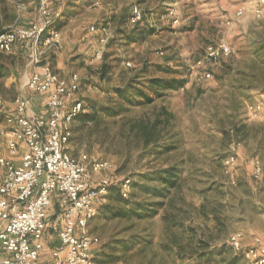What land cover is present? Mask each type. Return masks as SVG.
<instances>
[{
  "label": "rangeland",
  "instance_id": "rangeland-1",
  "mask_svg": "<svg viewBox=\"0 0 264 264\" xmlns=\"http://www.w3.org/2000/svg\"><path fill=\"white\" fill-rule=\"evenodd\" d=\"M95 1L51 0L62 14L49 32L58 42L40 45L38 59L63 79L80 76L79 91L66 107L76 100L87 111L108 106L115 87L135 75L153 98L123 102L124 111L97 125L72 122L68 151L113 165L95 174L96 181L132 179V196L119 204L127 214L112 217L98 210L89 221V232L99 238L96 264H248L229 238L239 234L248 250L264 236V0ZM36 2L0 0L14 16L7 24L38 22ZM170 2L177 6L179 24L167 15ZM134 6L142 10L137 23L131 21ZM103 28L109 43L104 59L93 62ZM133 31L137 38L144 32L143 38L131 39ZM221 42L231 52L208 59L207 46ZM31 46L5 52L16 63L4 77L0 115L13 113L20 95L45 103L44 95L28 92L24 84ZM105 63L110 70L102 80ZM151 78L182 85L151 88ZM257 104L260 111L251 108ZM4 142L0 138V155ZM171 168L174 185L161 197L155 192L161 186L157 172ZM48 211L54 218L56 205Z\"/></svg>",
  "mask_w": 264,
  "mask_h": 264
},
{
  "label": "built area",
  "instance_id": "built-area-1",
  "mask_svg": "<svg viewBox=\"0 0 264 264\" xmlns=\"http://www.w3.org/2000/svg\"><path fill=\"white\" fill-rule=\"evenodd\" d=\"M98 3L96 0L94 5ZM36 10L38 22L26 27L12 24L0 33V50L3 52H12L18 42L32 44L27 65L37 69L31 72L25 87L30 93L44 95L49 111L45 117L34 113L30 110L29 99L20 95L15 98L14 112L5 114L0 120V137L4 138L8 151V156L0 155L3 169L0 246L5 251L0 256V264H96L93 250L99 244V238L89 232V221L107 201L110 186L119 185L123 198H130L132 179L114 180L102 176L96 181L95 174L108 171L113 165L86 152L75 156L68 151L72 122L82 112L83 101L76 100L68 108L66 102L78 93L80 76L73 73L69 79H63L48 63L38 59L40 45L58 42V35L49 32L62 14L52 8L51 0H37ZM166 10L172 23L179 24L177 6L170 2ZM141 19L142 10L134 6L131 21L137 23ZM96 30L97 27H91V31ZM108 39L106 28H103L91 57L93 62L104 59ZM230 52L225 42L205 49L206 57L213 61ZM127 66L131 63L127 62ZM251 108L260 111L262 105ZM18 156L19 163L14 161ZM256 170L260 171L258 165ZM53 204L56 205L57 220L49 225L48 210ZM49 230L57 234L60 246L53 251L51 261L43 263L40 261L45 247L43 236ZM229 239L232 249L242 252L248 264H264V236L248 250H243L239 234L231 235Z\"/></svg>",
  "mask_w": 264,
  "mask_h": 264
},
{
  "label": "trees",
  "instance_id": "trees-1",
  "mask_svg": "<svg viewBox=\"0 0 264 264\" xmlns=\"http://www.w3.org/2000/svg\"><path fill=\"white\" fill-rule=\"evenodd\" d=\"M3 2V0H1ZM14 16L12 17V19ZM12 19L8 15L7 8L4 4L0 7V33L6 29V27L11 26V24H7L8 21H12ZM59 21V20H58ZM57 22V21H56ZM55 22V23H56ZM55 23L52 25L55 27ZM48 31V30H47ZM142 34L144 32H141ZM140 33L139 38H137L135 31L130 33V37L133 40H141L143 35ZM20 47H26L27 43H16ZM15 45V47H16ZM14 55L5 54V52L0 50V99L2 97L3 92L5 91L4 85V77L13 69L16 61L14 59ZM43 63V62H42ZM44 64H46L44 62ZM110 70V64L105 63L102 65L101 70L99 72L100 78L105 80L107 78V74ZM139 75L131 76V78L125 83L123 86L115 87L114 96L109 98V105H101V106H90V111H87L86 105L83 103V110L79 113L75 119L82 123H91L94 125L99 124L102 120L107 119L109 117L114 116L115 114H119L120 112L124 111L123 102H128L132 104L136 99H140V101L149 103L153 100L150 93L145 92L142 89L139 81ZM147 84L151 88H168V89H177L179 86L182 85V81L171 79V80H161L159 78H151L148 80ZM3 112V111H2ZM4 114L1 113L0 120H2ZM175 169H167L166 171H159L157 172L160 174L159 182L161 184L158 190H155L157 194L161 197H165L168 194L169 187L174 185V177H175ZM108 198L105 203H102L99 209V214H110L112 217H118L119 215L127 214L126 209L119 207V204L124 200L122 193L120 192L119 185H112L109 187L108 190ZM132 196V193H131ZM130 196V197H131ZM135 213L139 215L141 212H137V208L134 209ZM129 212V211H128ZM142 216V215H141ZM238 255L244 257L242 252L238 251ZM205 257V255H204ZM203 257V258H204Z\"/></svg>",
  "mask_w": 264,
  "mask_h": 264
},
{
  "label": "crops",
  "instance_id": "crops-1",
  "mask_svg": "<svg viewBox=\"0 0 264 264\" xmlns=\"http://www.w3.org/2000/svg\"><path fill=\"white\" fill-rule=\"evenodd\" d=\"M26 73L24 75V81H25V85H26V82H27V79L29 78L31 72H33L34 70H36L37 68L36 67H33V66H30L28 67V65H26ZM29 70V71H28ZM27 90V88H26ZM30 110L33 111L34 113L38 114V115H42V116H48V113L49 111L47 110V107H46V100H45V103H43L42 101H37L36 100V103H30ZM2 138V137H0ZM2 140L4 141V138H2ZM5 143V142H4ZM5 156H8V151L7 149H4L3 150ZM16 162H20V156L16 157L15 160ZM3 174V169L0 167V181H1V176ZM57 211H55V216L54 218H50V212H49V216H48V219H47V223L49 225H52L53 223L56 222L57 220ZM52 234V235H50ZM54 235L56 236V239L57 241H55L54 243V240H52V238L54 237ZM54 239V238H53ZM43 242L45 244V247L44 249L42 250L41 254H40V261H42L43 263H48L51 261L52 259V253L55 249H57L59 246H60V242H59V238L57 236L56 233H54L53 231L49 230V231H46L44 236H43ZM3 254H5V251L3 249V247L0 246V256H3Z\"/></svg>",
  "mask_w": 264,
  "mask_h": 264
}]
</instances>
